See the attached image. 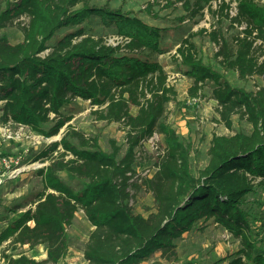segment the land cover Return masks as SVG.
<instances>
[{"label": "trees", "instance_id": "trees-1", "mask_svg": "<svg viewBox=\"0 0 264 264\" xmlns=\"http://www.w3.org/2000/svg\"><path fill=\"white\" fill-rule=\"evenodd\" d=\"M178 1L180 22L201 17L205 6L217 17L216 28L207 33L218 48L216 67L198 55L196 33L176 41L174 59L191 80L188 95L196 97L210 85L218 120L231 129L236 115L250 125L248 132L212 134L207 162L198 171L192 168L191 144L165 117L176 96L157 59L171 45L165 28L86 0H0V30L17 21L22 32L16 43L0 33V124H20L45 137L66 126L58 141L33 157L49 161L36 171L41 188L0 232V244L43 245L45 258L2 252L4 264H65L67 230L79 210L92 226L83 249L87 264H141L155 253L176 259L175 241L203 232L208 224L239 242L227 264H264V211L248 201L255 187L264 185V7L255 0ZM145 10L150 13V5ZM22 16L25 24L19 22ZM93 19L112 27L120 42L111 45L106 36L95 35ZM224 71L239 80L257 77L256 89L233 86ZM76 99L95 106L97 120L124 126L123 153L113 140L110 151H103L98 136L67 124L72 119L67 109ZM155 133L163 150L152 176L142 180L154 201L152 211L142 216L130 205V190L139 188L132 181L136 149Z\"/></svg>", "mask_w": 264, "mask_h": 264}, {"label": "rangeland", "instance_id": "rangeland-1", "mask_svg": "<svg viewBox=\"0 0 264 264\" xmlns=\"http://www.w3.org/2000/svg\"><path fill=\"white\" fill-rule=\"evenodd\" d=\"M88 4L95 6H109L111 8H120L123 12H130L140 17L149 25L163 27L167 30L166 42L170 45L168 51L158 55L157 59L163 64L167 72V84L173 86L176 96L166 106V121L175 129L178 137L185 143H190L191 163L194 171L201 169L207 162V149L209 147L212 134L230 135L236 131L250 130V125L238 116L232 117L231 129H227L222 122L218 120L216 111V102L211 98L210 85H206L195 101L188 95V88L191 80L182 75L179 64L174 59L176 41L185 37L189 33H196L193 41L197 53L204 63L213 64V55L217 51V46L208 39L207 33L217 26V17H212L209 8L204 7L202 16L192 20L185 19L179 21L183 15L182 2L178 0H86ZM264 7V0H255ZM150 5V13L145 8ZM218 2H211L210 8L215 9ZM233 11V9H231ZM21 24L27 22V18L22 16L19 19ZM17 21L7 25L0 30L7 36L11 43L21 41L22 32L17 26ZM90 28L95 35H104L109 42L116 43L120 39L114 34L112 27L108 28L101 24L98 19H93ZM200 29L205 32L198 34ZM226 26L223 30H226ZM241 28H237L240 30ZM223 74L233 86L244 87L245 89L255 90L259 79L249 77L246 80H239L232 72L224 71ZM97 108L89 104L88 101L76 99L73 105L67 109L72 114V119L67 123L73 129L82 131L86 136H98V143L103 151H110V140L125 151V129L121 123H107L99 121L92 114ZM135 112V108L131 109ZM16 132L17 126L13 123L9 125L0 124V155L6 154V157H21V171L10 178L6 174L1 176L0 184V229L3 220H13L23 210H19L16 203H26L27 206L35 192L41 188L40 178L36 176L38 169L48 165V160L33 161V157L54 141H58L66 132V126L51 137H45L31 131L29 128L21 130V136L12 140L6 138L3 132ZM162 137L155 133L150 139L143 142L136 149L135 175L132 181L139 186L137 189H131L132 194L130 205L135 214L146 216L154 207L152 193L142 183L144 178L152 176L156 170L155 162L162 154ZM5 156V155H4ZM59 176L70 184L75 181L67 177L64 173ZM248 201L255 205H260V210L264 211V185L256 186L254 194L248 196ZM21 209V208H20ZM92 226L86 220L83 212L79 210L74 217L72 225L68 228L69 250L63 262L65 264H87L83 258V249L88 239ZM176 243V259L162 258L159 253H155L151 258L145 259L141 264H227L233 255L239 249V242L232 237L226 230L215 225L208 224L203 232H188ZM259 245V242H257ZM6 244L4 245V247ZM11 253H24L29 257H40L44 252L43 245H37L32 250L23 246H10ZM1 264V260H0Z\"/></svg>", "mask_w": 264, "mask_h": 264}, {"label": "built area", "instance_id": "built-area-1", "mask_svg": "<svg viewBox=\"0 0 264 264\" xmlns=\"http://www.w3.org/2000/svg\"><path fill=\"white\" fill-rule=\"evenodd\" d=\"M232 7H234V4H232ZM233 12H234V9H233V11H231V13L233 14ZM118 38L120 39V37H118ZM119 42L120 41H117L116 43H112L106 39V43L111 44V45H115ZM195 100H196L195 97L191 99V101H195ZM10 123H12V122H7L4 125H9ZM13 124H15V123H13ZM15 125L18 128V130L16 132H9V131L7 132V130L3 132V135L6 138L16 140L19 138V136H21L20 131L23 130L24 128H28V127L20 125V124H15ZM21 168H22V166H21V157L20 156L6 157L4 155H0V184L2 182L1 176L6 174L8 177L14 178L20 173Z\"/></svg>", "mask_w": 264, "mask_h": 264}, {"label": "crops", "instance_id": "crops-1", "mask_svg": "<svg viewBox=\"0 0 264 264\" xmlns=\"http://www.w3.org/2000/svg\"><path fill=\"white\" fill-rule=\"evenodd\" d=\"M27 207V205L24 207V208H21V209H19V210H23L24 211V209ZM22 211V212H23ZM21 212V213H22ZM21 213H19V215L21 214ZM19 215L18 216H16L15 218L17 219L18 217H19ZM16 219H13V220H11V221H9L8 219L6 220H3L2 221V227H1V229H0V232L10 223V222H12V221H14V220H16ZM6 244V246L8 245V241H2L1 242V244H0V260H1V264H4V261H3V259H2V256H1V253L2 252H4V253H8V251H9V248H5L4 247V245ZM15 246H17V245H15ZM23 247H27L26 245H23ZM28 249V248H27ZM33 249V248H32ZM31 249V250H32ZM32 258H34V259H36V260H41V259H44L45 258V250H44V252H42L41 254H40V257L38 258V257H36V256H32Z\"/></svg>", "mask_w": 264, "mask_h": 264}]
</instances>
